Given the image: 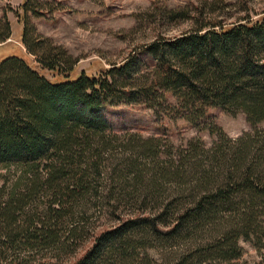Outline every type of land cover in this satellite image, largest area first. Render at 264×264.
<instances>
[{"label":"trees","instance_id":"trees-1","mask_svg":"<svg viewBox=\"0 0 264 264\" xmlns=\"http://www.w3.org/2000/svg\"><path fill=\"white\" fill-rule=\"evenodd\" d=\"M26 2L20 5L21 42L40 67L63 77L51 81L16 54L0 59V264H27L33 251L72 243L97 206H105L117 222L90 232L91 247L71 264H94L129 231L148 227L172 234L222 210L236 222L224 238L251 240L259 251L264 240V11L258 17L247 10L232 19L218 17L212 0L206 10L201 5L191 12L167 11L166 17L187 27L145 45L151 60L145 70L129 56L96 74L69 77L76 58L36 31L27 13L40 12ZM228 6L221 2V8ZM10 32L3 15L0 41ZM122 100L192 124L207 117L210 108L242 112L261 127L232 146L217 139L204 150L206 163L181 161L177 155L169 168L159 169L165 154L159 138L122 136L102 117L105 105ZM209 131L226 137L215 124ZM196 150L189 144L188 151ZM188 163L200 173L192 176L196 192L175 210L168 201L148 208L146 197L150 202L153 188L165 180L186 187L179 172L188 170ZM144 172L150 180L137 192ZM128 187L127 196L139 195L136 211L122 216L119 201ZM171 210L174 223L162 231L156 220Z\"/></svg>","mask_w":264,"mask_h":264},{"label":"rangeland","instance_id":"rangeland-1","mask_svg":"<svg viewBox=\"0 0 264 264\" xmlns=\"http://www.w3.org/2000/svg\"><path fill=\"white\" fill-rule=\"evenodd\" d=\"M24 1L0 0V20L5 15L11 29L10 36L0 41V59L16 54L49 80H61V74L40 67L21 42L20 5ZM209 1L211 0H27L26 3L40 12L38 15L27 13L36 31L76 58L73 70L68 73L69 77H75L81 71L89 75L96 74L112 63L125 61L129 56H135L137 67L145 70L151 62L150 56L145 52V45L159 37L176 35L187 27L183 21L166 17L167 11L191 12L194 6L201 5L206 10V3ZM212 1L216 2L212 8L218 17L232 19L246 10L253 13V17H258L260 14H255L264 11V0ZM221 2L230 3V6L221 8ZM168 101L172 102L171 99ZM101 115L112 130L122 136L126 132H132L141 137L159 138L162 150L165 151L159 169L169 168L170 159H176L177 155L181 161L188 159L192 163L202 160L206 163L204 150L212 147L217 139L232 146L242 134L261 127L259 123H249L242 112L231 115L220 108H210L207 117L192 124L182 118H172L161 113L157 115L154 110L142 104L123 100L105 105ZM214 124L222 130L225 139L218 132L209 131ZM133 139L137 141L135 137ZM189 144L195 145L197 150L188 151ZM126 155L130 159L134 158L129 153ZM191 163H188V170L182 169L179 172V178L186 183L183 184L186 187L182 188L181 184L177 186L169 179L165 180L166 183L153 188L155 195L153 199L150 198V202L147 201L149 197H146L148 208L168 201L175 210L179 202L196 192L193 178L200 173L199 170L192 169ZM144 173L141 184L136 186L137 192H142L144 185L150 180V174ZM130 191V187L126 188L125 196L119 201L122 216L136 211L137 202L134 199L139 195L129 197L127 194ZM173 210L169 216L156 220L162 231L173 225ZM116 222L115 215L105 210V206L92 208L80 229L83 234H79L75 241L70 243L69 240L62 245L33 251L29 262L71 264L74 258L91 247V233L102 227L112 228ZM235 225L233 215L222 210L208 219L190 221L172 234L153 232L148 227L138 228L106 247L94 264H264V240L260 242L261 248L258 251L251 240L239 238L233 243L232 239L224 238Z\"/></svg>","mask_w":264,"mask_h":264}]
</instances>
